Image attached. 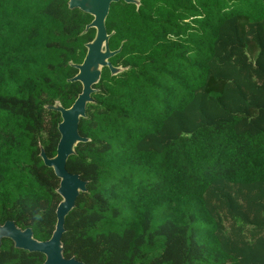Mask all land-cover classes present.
<instances>
[{
  "label": "trees",
  "instance_id": "obj_1",
  "mask_svg": "<svg viewBox=\"0 0 264 264\" xmlns=\"http://www.w3.org/2000/svg\"><path fill=\"white\" fill-rule=\"evenodd\" d=\"M92 17L0 0V224L49 239L60 114L80 93ZM110 58L66 169L86 182L63 255L85 264H264V0L112 3ZM249 52H253L250 56ZM0 264H44L2 238Z\"/></svg>",
  "mask_w": 264,
  "mask_h": 264
},
{
  "label": "water",
  "instance_id": "obj_2",
  "mask_svg": "<svg viewBox=\"0 0 264 264\" xmlns=\"http://www.w3.org/2000/svg\"><path fill=\"white\" fill-rule=\"evenodd\" d=\"M119 0H67L69 9L77 8L92 19L86 24L84 33L92 28L95 31L92 40L85 43L86 53L81 63L72 64L76 74L68 80L79 82L80 93L69 107H63L59 102L45 105V108L59 112L60 122L57 125L59 139L56 145V153L48 157L42 147L39 156L45 166L50 167L59 179L56 189L60 201L56 207V221L51 236L47 240H37L33 237L31 228L21 229L12 220H6L0 224V245L2 238L12 241L14 247L28 252H39L44 255V264H85L74 257L66 258L63 255L61 236L64 233L65 217L74 207L79 193L86 192V182L78 174L70 173L66 169L67 158L75 153V146L79 142L89 139L78 132V123L85 116L86 104L92 102L91 94L95 91L94 85L100 80L101 70L106 67L111 75L123 71L121 66H114L110 58L120 49L110 50L108 41L110 34L107 33L105 20L111 3ZM125 3L139 7V0H122Z\"/></svg>",
  "mask_w": 264,
  "mask_h": 264
},
{
  "label": "rangeland",
  "instance_id": "obj_3",
  "mask_svg": "<svg viewBox=\"0 0 264 264\" xmlns=\"http://www.w3.org/2000/svg\"><path fill=\"white\" fill-rule=\"evenodd\" d=\"M250 56H252L253 52H249Z\"/></svg>",
  "mask_w": 264,
  "mask_h": 264
},
{
  "label": "flooded vegetation",
  "instance_id": "obj_4",
  "mask_svg": "<svg viewBox=\"0 0 264 264\" xmlns=\"http://www.w3.org/2000/svg\"><path fill=\"white\" fill-rule=\"evenodd\" d=\"M120 1H122V0H120ZM139 1H140V0H139ZM114 3H115V2H114ZM111 4H112V3H111ZM111 4H110V5H111ZM109 8H110V6H109ZM108 12H109V11H108Z\"/></svg>",
  "mask_w": 264,
  "mask_h": 264
}]
</instances>
